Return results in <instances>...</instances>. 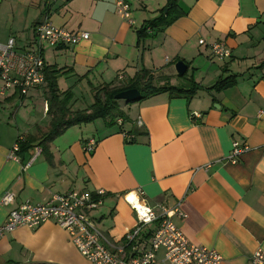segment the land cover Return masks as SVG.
<instances>
[{
	"label": "crops",
	"instance_id": "0c3cea01",
	"mask_svg": "<svg viewBox=\"0 0 264 264\" xmlns=\"http://www.w3.org/2000/svg\"><path fill=\"white\" fill-rule=\"evenodd\" d=\"M128 1L133 27L116 14L114 0H0V42L12 37L17 50L32 43L34 25L45 17L56 27L88 34L74 46L42 47L58 90L72 94L71 110L90 106L97 89L128 83L142 72L153 86H182L174 68L179 61L187 66L185 85L199 87L189 98L163 92L130 105L118 101L121 127L100 118L71 127L26 170L21 163L39 147L50 122L46 84L27 96L16 88L0 95V197L15 194L13 205L0 204V224L25 202L103 190V203L92 215L121 245L136 222L127 201L140 189L148 206L179 202L184 217H173V223L190 243L219 254L220 264H248L256 250L264 252V0H173L169 9L168 0ZM161 15L174 19L137 36L145 22ZM200 38L223 42L230 60L212 58ZM232 75L234 86L208 90ZM88 138L97 141L91 154L83 150ZM27 139L36 141L20 153L21 163L7 160L12 145ZM233 140L249 147L235 164L226 159ZM0 264L90 263L64 230L46 222L1 237Z\"/></svg>",
	"mask_w": 264,
	"mask_h": 264
},
{
	"label": "built area",
	"instance_id": "2783aa9c",
	"mask_svg": "<svg viewBox=\"0 0 264 264\" xmlns=\"http://www.w3.org/2000/svg\"><path fill=\"white\" fill-rule=\"evenodd\" d=\"M54 2L55 0H50ZM115 11L122 20L133 27L134 20L128 0H114ZM151 33L150 28H146ZM32 43L17 50L15 39L10 37L0 42V95L16 88L20 96L45 85L46 64L42 56L44 44L50 48L74 46L88 40V34L71 32L54 26L47 17L36 23L33 28ZM200 46L206 45L212 58L229 61L231 50L221 41L207 43L203 38L198 40ZM118 80H123L121 75ZM191 117H199L193 113ZM124 123L118 118L115 124L119 127ZM135 125L142 127L137 118ZM127 142L134 136L121 130ZM97 145L94 138H88L83 150L91 154ZM20 140L16 141L7 153L6 159L21 163L19 157ZM249 151V147L236 140L231 142V150L227 160L235 164L241 155ZM41 153L39 147H33L29 159L21 163L22 170L29 168ZM105 192L70 190L65 193L52 194L45 203H22L12 208L5 221L0 224V238L19 227L37 228L52 222L64 230L72 245L90 264H220L221 256L213 249L203 245L190 243L181 230L173 223V217H184L179 202L172 206L165 204L148 206L143 199V191L138 189L133 199L128 200L134 215L135 225L125 235L121 245L113 243L96 224L92 213L103 203ZM15 194L5 191L0 197L2 206L14 204ZM160 255V258L158 256ZM248 264H264V252L256 250Z\"/></svg>",
	"mask_w": 264,
	"mask_h": 264
},
{
	"label": "trees",
	"instance_id": "16d2710c",
	"mask_svg": "<svg viewBox=\"0 0 264 264\" xmlns=\"http://www.w3.org/2000/svg\"><path fill=\"white\" fill-rule=\"evenodd\" d=\"M169 4L170 6L168 9L174 4L173 0H168L167 5ZM173 19L174 17L161 15L154 20L147 21L138 30L137 36L139 38H144L150 34L146 31V28H150L151 32H153L161 26H167ZM185 74L180 78H183ZM44 77L46 84L44 96L48 107L47 114L50 117V122L46 132H44L41 138L38 139V146L41 148V152H45L50 142L71 127L88 124L99 118L104 120L109 119L110 124L115 123V120L118 118H121L124 121V114L120 110L118 101L114 99V96L119 92L132 88L138 89L140 92V98L134 101L137 102L163 92L169 93L170 96L186 95L187 98H189L199 89L194 83L191 84V88L172 86L169 84L153 86L150 76L147 73L142 72L137 74L128 83L112 87L105 86L97 89L90 106L82 110H71L70 104L72 101V94L68 91L60 93L56 83L55 72L49 71V68L46 67ZM236 78V75L220 78L208 90L215 92L226 90L235 85ZM35 141L36 139H27L21 143L18 154L20 155V153L29 150L32 143Z\"/></svg>",
	"mask_w": 264,
	"mask_h": 264
},
{
	"label": "water",
	"instance_id": "95a60500",
	"mask_svg": "<svg viewBox=\"0 0 264 264\" xmlns=\"http://www.w3.org/2000/svg\"><path fill=\"white\" fill-rule=\"evenodd\" d=\"M165 11V10H164ZM176 74L178 76H182L187 69V66L184 62L179 61L174 66ZM140 98V92L136 88L128 89L122 92H119L114 96V99L117 101H124L126 103L128 102H134ZM215 108H218V105H214Z\"/></svg>",
	"mask_w": 264,
	"mask_h": 264
},
{
	"label": "rangeland",
	"instance_id": "374dc122",
	"mask_svg": "<svg viewBox=\"0 0 264 264\" xmlns=\"http://www.w3.org/2000/svg\"><path fill=\"white\" fill-rule=\"evenodd\" d=\"M149 38H152V37H149ZM177 79V78H175ZM178 80V83H183L182 86L187 87V85H185L187 83V74L182 78V79H177ZM159 82H156V84L158 85ZM131 103V102H130ZM129 103V105H130ZM100 122H102L101 120H99L98 122H96L95 124H99ZM101 125V124H100ZM102 126V125H101ZM158 258H160V255L158 256Z\"/></svg>",
	"mask_w": 264,
	"mask_h": 264
}]
</instances>
